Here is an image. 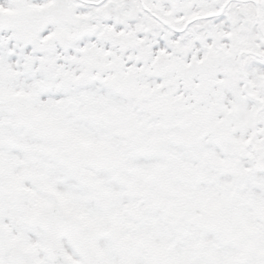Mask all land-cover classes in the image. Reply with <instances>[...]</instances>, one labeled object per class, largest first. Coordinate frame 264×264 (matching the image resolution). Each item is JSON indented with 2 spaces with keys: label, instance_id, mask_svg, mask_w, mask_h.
I'll list each match as a JSON object with an SVG mask.
<instances>
[{
  "label": "snow or ice",
  "instance_id": "obj_1",
  "mask_svg": "<svg viewBox=\"0 0 264 264\" xmlns=\"http://www.w3.org/2000/svg\"><path fill=\"white\" fill-rule=\"evenodd\" d=\"M0 264H264V0H0Z\"/></svg>",
  "mask_w": 264,
  "mask_h": 264
}]
</instances>
